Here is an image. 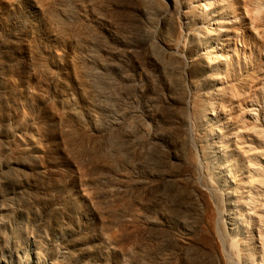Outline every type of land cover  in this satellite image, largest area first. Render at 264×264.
I'll return each mask as SVG.
<instances>
[{"label": "bare ground", "instance_id": "bare-ground-1", "mask_svg": "<svg viewBox=\"0 0 264 264\" xmlns=\"http://www.w3.org/2000/svg\"><path fill=\"white\" fill-rule=\"evenodd\" d=\"M36 1L93 104L62 134L105 140L122 229L149 242L108 238L123 264H264V0Z\"/></svg>", "mask_w": 264, "mask_h": 264}, {"label": "rangeland", "instance_id": "rangeland-1", "mask_svg": "<svg viewBox=\"0 0 264 264\" xmlns=\"http://www.w3.org/2000/svg\"><path fill=\"white\" fill-rule=\"evenodd\" d=\"M237 26L240 54L255 51L250 24L241 17ZM55 35L36 0H0V264H29V253L34 264H123L108 238L145 251L149 242L122 229L125 205L109 189L119 184L105 140L62 134L60 114L89 122L93 104L75 80L77 43Z\"/></svg>", "mask_w": 264, "mask_h": 264}]
</instances>
